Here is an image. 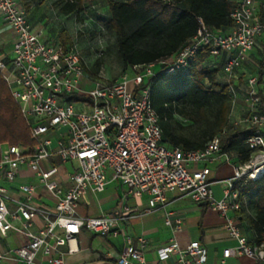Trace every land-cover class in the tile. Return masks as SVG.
Wrapping results in <instances>:
<instances>
[{"label":"built area","instance_id":"2783aa9c","mask_svg":"<svg viewBox=\"0 0 264 264\" xmlns=\"http://www.w3.org/2000/svg\"><path fill=\"white\" fill-rule=\"evenodd\" d=\"M234 2L229 14L231 27L210 28L199 19L196 33L170 56L134 64L117 78L108 79L100 70L92 75L87 72L89 67L74 44L62 47L56 40H42L16 0H0V16L14 33L9 60L0 57V74L28 122L29 137L34 142L32 147L0 146V234L13 230L26 239L24 244L0 250V262L38 264L35 259L41 253L48 264H64L61 246L80 229L97 235L121 230L131 213L127 195L147 194L145 211H150L157 204L164 205L166 192L178 191L223 217V226L234 243L222 250L221 262L229 256L244 255L251 264H264V244L249 243L229 215L246 204L237 183L264 174V103L255 91L256 76L249 77L240 92L245 104L243 116L232 121L250 131L245 143L253 152L247 162L232 166V176L223 180L225 189L220 198L213 195L208 166L189 168L191 163L230 161V155L221 149L219 136L202 148L190 150L162 142L159 116L150 97V77L158 71L171 73L184 68L198 51L206 50L208 58L226 54L221 71L234 102L238 95L233 84L235 71L246 61L257 37L264 34V22L256 19L253 0ZM77 95L79 98L71 99ZM58 129L63 131L52 138L50 132ZM66 163H74L68 186L56 178ZM23 167L33 172L34 182H20L14 190L2 183H13ZM108 181L123 188L117 205L96 216L79 215L82 195L87 190L101 192ZM37 190L50 196L51 209L31 203ZM35 217L41 219L37 229H33ZM164 223L173 231L181 228L180 217L171 210L165 211ZM136 242L134 245L132 238L124 235L116 264H145L141 251L144 240L139 237ZM173 254L183 264H205L206 250L199 241L181 247L171 237L157 249L159 259Z\"/></svg>","mask_w":264,"mask_h":264},{"label":"trees","instance_id":"16d2710c","mask_svg":"<svg viewBox=\"0 0 264 264\" xmlns=\"http://www.w3.org/2000/svg\"><path fill=\"white\" fill-rule=\"evenodd\" d=\"M63 13H78L84 0H59ZM234 0H108L107 14L98 16L104 30L115 37L122 70L134 65L168 57L177 51L199 28V19L210 28L226 30L232 26L229 16ZM64 45L71 43L66 31L59 34ZM206 50L198 51L189 65L171 73L156 72L150 77L151 104L159 116L162 142L183 149L202 148L219 136L221 149L244 164L253 149L245 139L248 129L235 126L229 119L231 98L227 84L216 81L217 69L206 65ZM98 67V63L94 64ZM94 74V69H87ZM264 74V59L257 63V81ZM79 96H72L77 99ZM189 120L204 126L200 137L174 133L172 118ZM4 143L32 147L29 124L19 104L10 94L0 74V146ZM240 198L253 212L251 226L254 244H264V174L236 185Z\"/></svg>","mask_w":264,"mask_h":264},{"label":"crops","instance_id":"0c3cea01","mask_svg":"<svg viewBox=\"0 0 264 264\" xmlns=\"http://www.w3.org/2000/svg\"><path fill=\"white\" fill-rule=\"evenodd\" d=\"M24 9L26 17L31 24L34 32H40L41 39L44 41L56 40L62 47L70 43L62 44L59 39L61 31H66L72 36L71 32L76 29V23L71 15L76 13H63L59 6V14L52 17L48 13L46 0H16ZM98 5L107 3L108 0H92ZM255 5V17L264 22V0H253ZM60 3V2H59ZM61 4V3H60ZM75 31V30H74ZM14 41V33L0 16V57L6 61L10 58L11 47ZM226 54L207 58L206 65L217 69L216 81L225 83L221 71L222 61ZM264 59V34L257 37L254 47L244 61L235 71L233 84L238 91L234 102L231 103L229 119L237 120L241 118L245 111V104L240 92L245 90L246 81L251 76L257 78V63ZM255 91L264 103V74L256 82ZM232 122V121H231ZM246 129V128H243ZM63 129L51 131L52 138L60 135ZM230 155V154H229ZM54 162V160H53ZM237 164L234 155H230V161L219 160L214 163L197 162L189 165L190 169H199L208 166L211 170L210 181L211 189L215 198H220L225 189L224 179L232 176L233 165ZM74 163H66L56 175L60 184L68 186V175L72 170ZM36 178L33 172L27 167L20 169L17 179L13 183L3 181L2 183L15 189L20 182H34ZM124 191L115 181H108L101 192H92L87 190L81 197L77 206V213L83 216H96L104 212H109L117 205ZM16 197L22 198V195L15 193ZM166 201L164 205L157 204L150 211H145L148 207V195L143 193L140 196H126V203L131 208L130 215L123 220L121 230L116 234L97 235L80 229V231L69 239L67 243L61 246L65 251L64 264H116L115 257L124 245V235H129L133 244L136 245V239L141 237L144 240V247L141 249L145 264H183L178 261L175 254L165 259H159L157 249L166 243L171 237H174L181 247L186 246L190 241H199L206 250L205 264H251L252 260L244 255L229 256L221 262V252L224 248L233 245L234 240L229 237L224 226L223 217L210 209L206 204H198L178 191L166 192ZM31 203L33 205L50 208L52 199L42 190H37ZM171 210L174 215L181 219V228L173 231L164 223L165 211ZM229 215L234 218L240 231L249 243H254L255 233L251 226L253 212L242 205L237 210H231ZM41 225V219H33V229ZM58 233L62 230L57 229ZM26 239L8 230L0 234V250L6 251L11 247L24 244ZM70 247L71 251H67ZM186 259L191 260L188 256ZM38 264H48L47 257L39 253L35 259ZM0 264H20L15 260L1 261ZM188 264H193L192 261Z\"/></svg>","mask_w":264,"mask_h":264},{"label":"rangeland","instance_id":"374dc122","mask_svg":"<svg viewBox=\"0 0 264 264\" xmlns=\"http://www.w3.org/2000/svg\"><path fill=\"white\" fill-rule=\"evenodd\" d=\"M44 5L52 17L59 14V0H46ZM106 14L107 7L105 4L98 5L92 0H84L83 9L75 15H71L77 28L71 32L70 44L75 45L89 69L100 70L106 78L115 79L122 71L120 57L115 46V37L107 33L97 20L98 16H105ZM101 42L103 43L101 44ZM96 62L98 67L95 69L94 64ZM169 123L174 133L193 138L200 137L204 128L202 124L183 120V117H173Z\"/></svg>","mask_w":264,"mask_h":264},{"label":"clouds","instance_id":"9594fccd","mask_svg":"<svg viewBox=\"0 0 264 264\" xmlns=\"http://www.w3.org/2000/svg\"><path fill=\"white\" fill-rule=\"evenodd\" d=\"M103 42H101V44H102Z\"/></svg>","mask_w":264,"mask_h":264}]
</instances>
